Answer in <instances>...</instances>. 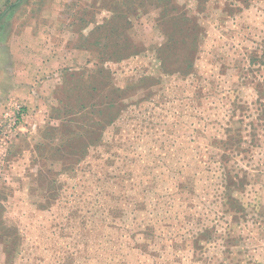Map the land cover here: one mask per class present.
I'll return each instance as SVG.
<instances>
[{"label":"rangeland","instance_id":"rangeland-1","mask_svg":"<svg viewBox=\"0 0 264 264\" xmlns=\"http://www.w3.org/2000/svg\"><path fill=\"white\" fill-rule=\"evenodd\" d=\"M41 24L0 264H264V0H0L2 102Z\"/></svg>","mask_w":264,"mask_h":264},{"label":"crops","instance_id":"crops-1","mask_svg":"<svg viewBox=\"0 0 264 264\" xmlns=\"http://www.w3.org/2000/svg\"><path fill=\"white\" fill-rule=\"evenodd\" d=\"M46 29L47 28L41 24L39 27L25 29L22 34L19 33L20 36L17 37L18 41H16V46L19 51L13 54V56H16L15 59H17L18 63H20L18 65L22 66L23 72H19L17 75H12V78L8 80V99L21 102L29 111L34 110L36 104H38V97L36 95L38 85L36 84L34 74H36V71L41 67V58L43 54L47 55L48 51H51L45 59L52 61L56 60L53 59V55L59 46L61 48V45L63 44V42L57 39L56 32L52 35V33L50 34V32L45 31ZM25 35H29L30 39ZM8 46L11 50V43ZM17 81L22 82L23 86H16L15 82ZM7 94L8 92L3 90L2 87V89H0V115L3 111L4 103H6L5 100H8L5 99L2 102L1 97L5 98Z\"/></svg>","mask_w":264,"mask_h":264},{"label":"built area","instance_id":"built-area-1","mask_svg":"<svg viewBox=\"0 0 264 264\" xmlns=\"http://www.w3.org/2000/svg\"><path fill=\"white\" fill-rule=\"evenodd\" d=\"M28 110L17 100L8 99L0 115V141L6 144L27 122Z\"/></svg>","mask_w":264,"mask_h":264}]
</instances>
